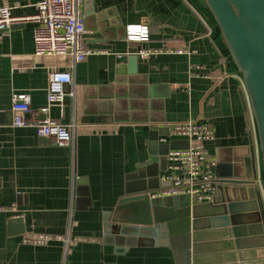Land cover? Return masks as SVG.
Here are the masks:
<instances>
[{
	"label": "crops",
	"instance_id": "0c3cea01",
	"mask_svg": "<svg viewBox=\"0 0 264 264\" xmlns=\"http://www.w3.org/2000/svg\"><path fill=\"white\" fill-rule=\"evenodd\" d=\"M40 1L10 0L13 16H34ZM82 11L86 48L107 54L89 55L79 64L68 56H36L33 22L14 26L0 44V264H175L167 247L117 251L106 239L104 219L129 183L149 179L154 166L144 164L159 147L189 146L186 139L169 137L176 123L210 125L214 139L206 147L217 161V178L219 167H229L228 162L238 163L244 175V161L254 151L264 216V176L248 96L204 1L84 0ZM117 19L120 27L111 23ZM129 24L147 26L150 42H129ZM132 47L172 51L148 59L138 56L135 75L163 100L164 124L141 121L150 112L130 110L125 106L130 99L116 98L131 89L117 83L116 61ZM177 50L189 53L179 55ZM54 70L73 73L74 85L66 92L75 97H68L63 108L52 107L50 117L58 124L76 125L74 150L38 137L32 128L13 126L12 94L27 93L33 108L44 107ZM166 166L159 161L156 170ZM166 173L160 172L161 178ZM17 219L23 221L22 234H15L19 225L10 226ZM253 226L246 227V235L254 247L260 246L262 237L255 236L259 230ZM254 252L264 262V248Z\"/></svg>",
	"mask_w": 264,
	"mask_h": 264
},
{
	"label": "water",
	"instance_id": "95a60500",
	"mask_svg": "<svg viewBox=\"0 0 264 264\" xmlns=\"http://www.w3.org/2000/svg\"><path fill=\"white\" fill-rule=\"evenodd\" d=\"M203 1L242 76L256 126L261 174L264 176V0ZM105 18L104 15L98 17L100 21ZM111 23L114 27L121 26L119 19ZM138 52V48L132 47L128 55L117 58V83L131 89L116 98L130 99V104L125 105L130 110L150 112V118L146 115L141 121L164 124L163 100L155 97L153 89L146 83H139L135 78ZM176 149L170 144L163 151L159 147L150 162L144 164L145 167L154 166L149 179L142 176L138 185L128 184L116 209L105 215L106 239H111V244L121 253L136 246L171 248L175 264H264L256 260L254 252V248H264L261 185L257 181L254 151L250 149L249 157L244 161V175L240 173L238 163L228 162L229 167H223L227 171L216 177L220 180H216L217 195L213 201L197 205L188 195L153 197L155 192L170 186L162 182L160 172L167 171V156ZM159 161L167 162V166L158 172ZM15 225L20 226L15 234L24 233L22 220H12L10 226ZM251 225L259 230L255 236L262 237L260 246L254 247L251 243L254 240L246 235V227Z\"/></svg>",
	"mask_w": 264,
	"mask_h": 264
},
{
	"label": "built area",
	"instance_id": "2783aa9c",
	"mask_svg": "<svg viewBox=\"0 0 264 264\" xmlns=\"http://www.w3.org/2000/svg\"><path fill=\"white\" fill-rule=\"evenodd\" d=\"M84 0H41L37 13L32 17H16L12 14L10 0H0V44L9 31L17 25L33 22L34 46L36 56H68L75 64L84 62L89 55L107 54L105 50H88L85 45L87 30L82 11ZM126 39L138 45L150 42V31L147 26L129 24L125 27ZM172 52L142 48L138 56L148 59L157 54ZM179 55L189 53L177 50ZM74 85L72 71H51L48 77L47 104L39 109L32 107L31 97L27 93L15 92L11 96V109L14 113L13 126L32 128L38 137L52 139L60 148L75 149L74 123L58 124L50 117L54 106L64 107L68 97L66 87ZM169 137L186 139L187 148L170 151L167 173L161 178L170 186L155 192L154 198L188 195L194 204L210 203L216 196L217 161L212 158L206 144L214 139V132L209 124L198 121L172 124ZM167 142V139H163Z\"/></svg>",
	"mask_w": 264,
	"mask_h": 264
},
{
	"label": "rangeland",
	"instance_id": "374dc122",
	"mask_svg": "<svg viewBox=\"0 0 264 264\" xmlns=\"http://www.w3.org/2000/svg\"><path fill=\"white\" fill-rule=\"evenodd\" d=\"M223 173H225V169L222 168V167H219V174L221 175V174H223Z\"/></svg>",
	"mask_w": 264,
	"mask_h": 264
}]
</instances>
